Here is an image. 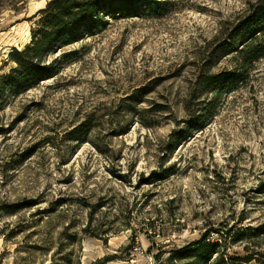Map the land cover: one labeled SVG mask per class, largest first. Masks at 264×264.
<instances>
[{
    "label": "rangeland",
    "instance_id": "obj_1",
    "mask_svg": "<svg viewBox=\"0 0 264 264\" xmlns=\"http://www.w3.org/2000/svg\"><path fill=\"white\" fill-rule=\"evenodd\" d=\"M49 1L0 0V78ZM159 1L4 89L0 264H173L221 223L264 224V58L218 97L198 80L240 68L218 48L258 0Z\"/></svg>",
    "mask_w": 264,
    "mask_h": 264
},
{
    "label": "trees",
    "instance_id": "obj_2",
    "mask_svg": "<svg viewBox=\"0 0 264 264\" xmlns=\"http://www.w3.org/2000/svg\"><path fill=\"white\" fill-rule=\"evenodd\" d=\"M159 5V0L49 1L35 15H40V18L30 44L23 50L14 49L10 53L9 61L15 66L0 78V97L6 87L23 89L32 81L45 80L53 75L55 71L47 63L50 52L57 44L72 41L83 33H92L100 15L133 18L144 9ZM218 49L235 52L240 68L199 77L203 89L215 92L216 97L238 84H244L248 69L264 58V0L250 6ZM242 224L230 226L221 223L219 228L202 233L196 241L173 253V264H249L253 261L264 264V224ZM235 247H241L245 255L234 250Z\"/></svg>",
    "mask_w": 264,
    "mask_h": 264
},
{
    "label": "bare ground",
    "instance_id": "obj_3",
    "mask_svg": "<svg viewBox=\"0 0 264 264\" xmlns=\"http://www.w3.org/2000/svg\"><path fill=\"white\" fill-rule=\"evenodd\" d=\"M9 53H10V51H9V50H6L5 53H4V55H5V56H6V55H9Z\"/></svg>",
    "mask_w": 264,
    "mask_h": 264
}]
</instances>
